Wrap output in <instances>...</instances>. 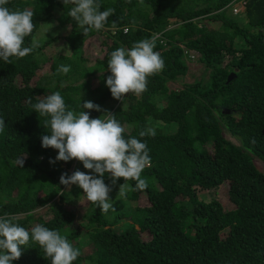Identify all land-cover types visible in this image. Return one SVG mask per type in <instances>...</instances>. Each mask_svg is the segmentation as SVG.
<instances>
[{
    "label": "trees",
    "instance_id": "trees-1",
    "mask_svg": "<svg viewBox=\"0 0 264 264\" xmlns=\"http://www.w3.org/2000/svg\"><path fill=\"white\" fill-rule=\"evenodd\" d=\"M230 1L96 0L100 11L114 13L101 30L84 36L63 0H8L12 11L33 12L34 30L24 46L39 33L43 38L23 58L0 59V216H15L29 231L36 224L59 231L80 250L72 264H264V172L255 163L264 164V0H245V25L223 11L212 13ZM51 24L55 30L43 29ZM153 35L163 70L147 78L143 93L114 99L106 86L110 53ZM47 45H63L67 53L49 58ZM85 45L93 65L82 63ZM187 50L198 54L207 76L170 89L167 82L185 73ZM44 63L49 75L33 82ZM60 65L70 71L58 73ZM56 91L70 110L82 111L81 103L91 101L115 115L125 138L146 143V189L136 190L129 180L121 197L123 178L112 185L105 174L115 210L90 206L75 221L76 201H88L77 185L65 189L59 178L91 170L81 162L74 167L73 160L49 163L58 150L42 147L45 117L28 103ZM86 111L91 118L103 114ZM149 127L155 136L139 137ZM223 185L219 199L198 197ZM39 209L50 217L43 219ZM21 251L12 264H51L38 244L30 241Z\"/></svg>",
    "mask_w": 264,
    "mask_h": 264
},
{
    "label": "clouds",
    "instance_id": "clouds-1",
    "mask_svg": "<svg viewBox=\"0 0 264 264\" xmlns=\"http://www.w3.org/2000/svg\"><path fill=\"white\" fill-rule=\"evenodd\" d=\"M244 3L245 0H231L212 13L223 11L224 18L245 25L244 18L243 22L233 18L238 14L243 15ZM7 4L8 0H0V59L11 63L10 57L23 58L33 51L35 42L32 46L25 47L24 40L32 34L34 24L33 12L30 9L12 11L6 7ZM63 4L72 5L68 16L83 30L84 36L93 29L101 30L108 17L114 13L112 8L100 11V5L96 0H63ZM168 19L170 21V18ZM216 21L220 23L219 20ZM171 26L173 24L169 25ZM108 29L113 32L111 26ZM156 40L157 36L153 35L150 39L135 42L131 48L120 47L110 53L107 71L111 74L107 76L106 86L114 99L123 102L126 94L143 93L147 87V78L163 70L164 61L160 54L154 51ZM187 52V59L184 58L187 66L185 73L174 81L167 82L170 89L182 87L181 83L177 86L173 84L178 78L185 76L191 67L195 68L196 75L191 82L204 80L207 76L202 64L197 62L198 54L193 50ZM69 71L70 66L66 65H60L57 69L58 73L67 74ZM28 103L39 116L45 117L43 126L48 129V134L41 136L42 147L58 150L55 151V159L50 158L49 163L73 160L74 167L81 162L85 169L91 170L92 174H87L77 169L71 175L65 172L59 178L65 189L77 185L83 190L88 201H76L73 212L76 222L81 218V216L77 218L76 213V207L80 203L87 205L84 210L90 206L97 207L103 213L110 209L115 210L113 204L109 202L112 187L105 183V174L109 176L112 185L123 178L124 183L119 186L118 191L121 197L126 195L129 188L126 182L129 180L136 181V190L147 188V180L141 177L144 168L150 164L147 145L135 137L125 138L126 129L114 114L102 110L91 101L81 103L82 111L70 110L59 91L37 97L35 103L29 99ZM86 110L103 111V114L98 118H91L90 112ZM4 127L5 121L0 118V131H3ZM155 134V130L149 127L142 129L139 137ZM20 163L23 166V160ZM139 198L143 200V194L139 195ZM49 217L48 215L47 218ZM30 241L43 249L45 257L50 259L51 264H72L81 254L80 250L74 248L57 230L36 224L29 231L17 222L15 216L7 214L0 216V264H12V261L18 260L22 255L21 246L27 245Z\"/></svg>",
    "mask_w": 264,
    "mask_h": 264
},
{
    "label": "rangeland",
    "instance_id": "rangeland-1",
    "mask_svg": "<svg viewBox=\"0 0 264 264\" xmlns=\"http://www.w3.org/2000/svg\"><path fill=\"white\" fill-rule=\"evenodd\" d=\"M233 18L236 21H238V22H243V15L242 14H238L236 16H233ZM43 29L44 30H47V29L55 30L54 24H51L50 26H48V28L44 27ZM39 34H37L35 36V38H33V40H35V43L40 42L42 40V38H43V35L39 36ZM47 35L48 34H46V36ZM86 49L87 50H91L89 45H85L84 46V50L81 53L82 63H84V65H93L94 62H92V56H91V54L89 52H87ZM100 52H102V51H96V48H95V53H100ZM43 53H44L45 56L47 55L49 58L50 57L54 58V57L57 56V54H66L67 53V49L63 45L62 46L59 45L58 47H55V46H52V45H47L43 49ZM194 69H195L194 67H191V70L185 76L178 78L175 81V83L173 84V86L179 85V83L182 82V81H190V80H192L196 76ZM48 75H49V64L44 63V64H42L40 66V68L38 70L35 71V75L33 76L32 81L33 82L34 81H39L42 78L47 77ZM38 78H39V80H38ZM167 86H168V84H167ZM226 136L229 137V135H226ZM231 139L234 141V143H237L234 138H231ZM255 163L257 164V167L262 172H264V164L260 163L258 160H255ZM224 191H225V185H223L220 188H218L215 192L206 191V190H200V192L198 193V197L200 198V200H203V201H208V200H211L213 198H218L219 199L220 196H223ZM176 198H180V197L178 196ZM141 201H142L141 203H145L146 202V200L144 198ZM84 207H87V205L84 206L83 203H80L76 207L77 218H79L81 216V214L83 213ZM74 210H75V208L73 209V212H74ZM38 211L42 212V216L44 218L48 217L47 215H43V209H39ZM141 237L147 238V234L145 232H143V233H141Z\"/></svg>",
    "mask_w": 264,
    "mask_h": 264
}]
</instances>
